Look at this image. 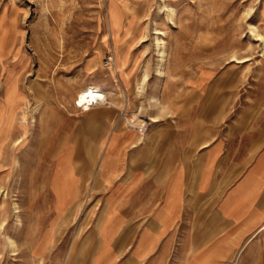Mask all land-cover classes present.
<instances>
[{
    "label": "rangeland",
    "instance_id": "374dc122",
    "mask_svg": "<svg viewBox=\"0 0 264 264\" xmlns=\"http://www.w3.org/2000/svg\"><path fill=\"white\" fill-rule=\"evenodd\" d=\"M258 34L264 0H0V264H44L54 239L48 259L68 264L70 249L81 264L103 207L100 175L114 166L103 149L114 122L133 133L118 153L154 148L175 116L219 137L234 117L256 114ZM88 87L109 104L80 108ZM195 88L205 103L190 99Z\"/></svg>",
    "mask_w": 264,
    "mask_h": 264
},
{
    "label": "crops",
    "instance_id": "0c3cea01",
    "mask_svg": "<svg viewBox=\"0 0 264 264\" xmlns=\"http://www.w3.org/2000/svg\"><path fill=\"white\" fill-rule=\"evenodd\" d=\"M206 92L219 93L216 85ZM203 94L195 88L190 99L205 103ZM254 108L219 137L175 116L155 135L154 148L145 138L118 153L132 132L114 122L119 140L103 142L114 166L108 160L106 177L100 175L103 207L81 264H264V95ZM103 163L104 152L100 170ZM54 242L44 264H54L48 259ZM67 261L75 264L70 249Z\"/></svg>",
    "mask_w": 264,
    "mask_h": 264
},
{
    "label": "bare ground",
    "instance_id": "6f19581e",
    "mask_svg": "<svg viewBox=\"0 0 264 264\" xmlns=\"http://www.w3.org/2000/svg\"><path fill=\"white\" fill-rule=\"evenodd\" d=\"M259 38V41L261 43V46L264 47V36L263 35H260L258 34L257 36ZM160 46V44H158V47ZM166 52V51H165ZM165 52L163 51L161 53V60H160V65H164V63L166 62V56H165ZM233 60L232 62H238V63H245L247 62L248 60L247 59H239L237 55L233 56L232 57ZM116 60V59H115ZM160 72V71H159ZM160 74H163V73H160ZM78 103H79V107H83L85 108L86 107V110L87 111H90L92 108L91 106L93 105H99V104H107L108 103V100H107V97L105 94L101 93V92H98V91H94L93 87H88V88H85L83 90H81L80 94H79V97H78ZM109 104V103H108ZM135 116V115H134ZM135 119H137V122H139L140 120L137 118V116H135ZM129 126L131 125H134L130 119L127 120ZM138 126H142L140 125V122L137 124ZM135 129V128H133ZM19 208V207H18ZM68 211V210H67ZM8 242H9V245L11 247H14L15 246V241L11 238V237H8Z\"/></svg>",
    "mask_w": 264,
    "mask_h": 264
},
{
    "label": "built area",
    "instance_id": "2783aa9c",
    "mask_svg": "<svg viewBox=\"0 0 264 264\" xmlns=\"http://www.w3.org/2000/svg\"><path fill=\"white\" fill-rule=\"evenodd\" d=\"M85 109H86V107H85Z\"/></svg>",
    "mask_w": 264,
    "mask_h": 264
}]
</instances>
